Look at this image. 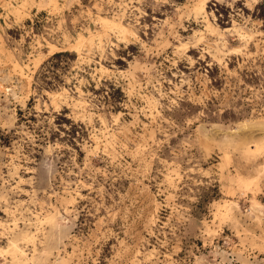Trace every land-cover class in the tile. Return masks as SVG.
Wrapping results in <instances>:
<instances>
[{
    "label": "rangeland",
    "instance_id": "obj_1",
    "mask_svg": "<svg viewBox=\"0 0 264 264\" xmlns=\"http://www.w3.org/2000/svg\"><path fill=\"white\" fill-rule=\"evenodd\" d=\"M0 264H264V0H0Z\"/></svg>",
    "mask_w": 264,
    "mask_h": 264
},
{
    "label": "bare ground",
    "instance_id": "obj_2",
    "mask_svg": "<svg viewBox=\"0 0 264 264\" xmlns=\"http://www.w3.org/2000/svg\"><path fill=\"white\" fill-rule=\"evenodd\" d=\"M25 238H26V237H25ZM25 238H24V239H25ZM27 238H28V237H27ZM30 239H31V238H30ZM11 248H12V247H11ZM13 248H14V247H13ZM16 253H19V252H18V251H16ZM20 255H21V254H20ZM23 261H24V260H23ZM23 261H22V262H23Z\"/></svg>",
    "mask_w": 264,
    "mask_h": 264
}]
</instances>
